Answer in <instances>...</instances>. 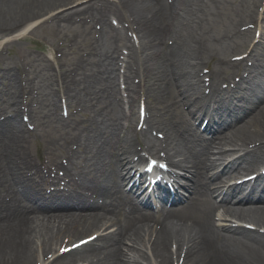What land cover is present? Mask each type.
<instances>
[{"label":"bare ground","instance_id":"obj_1","mask_svg":"<svg viewBox=\"0 0 264 264\" xmlns=\"http://www.w3.org/2000/svg\"><path fill=\"white\" fill-rule=\"evenodd\" d=\"M69 1L70 0H0V28H6L7 31H9V29L15 25L28 22L54 10L64 8L77 0ZM116 1L118 3L123 2V5L132 11L133 16L137 20L138 29L143 28L142 39H149L153 45V49L158 54V59L154 60L148 56L150 52L144 50L143 55L146 57V61L144 60L145 62L142 64V68L145 80L150 87V93L154 95L160 106L169 110L168 115L170 118L172 116L173 118L183 117L181 111L178 109L174 88L183 89L184 96L186 97H188L189 94L197 93L201 89V85L199 83L200 79L196 76V69L200 67L202 63H206V65L208 64L209 66L212 62L215 63L217 60H224L227 58V55L231 51L232 43L237 44V47L246 46L248 44L246 40L248 35L243 33L241 36L236 32L235 26L239 25L245 19L256 20V16L253 13L250 14L251 9L246 5V0H240L241 3L244 4L243 9L238 8L237 0L231 3V7H227L229 5V0H176V22L173 28L175 29V35L177 37L175 41H179V46L174 45L167 51L164 49L166 46L160 41V37L163 34L161 29L164 22L168 19L167 13L164 12L160 16L154 15L152 13L153 4L150 0ZM215 6L218 7V10H215ZM193 14H195V16H193ZM180 19L186 20L188 25H193V27L190 29L188 26L182 27V25L179 24ZM222 31L230 34L232 40L227 42L219 39L218 44H213L212 39H218L219 34L223 33ZM84 34L85 36L89 35L87 31H85ZM7 35H9V32H7V34H2L1 37ZM105 39L109 43L108 38L105 37ZM99 50L103 54L107 53L109 50L108 44L106 42L104 45L100 44ZM254 53L257 55L262 68H258L253 72L252 81L254 87L249 89L247 94V97L251 100V105L241 113L242 118H235L232 122L226 123L222 130L217 129L220 135H227L225 139L229 143L244 145L251 140V143L264 140V107L261 106V102L264 100V51H262L258 45L254 47ZM192 62H196L197 67H192ZM223 66L228 67L229 65L225 62ZM12 71L13 67L7 73V77L11 84L10 87H14L15 85ZM218 71L219 69L217 67H212L209 76L216 78L218 76ZM189 80H192L195 85L188 87L187 83ZM104 86L111 87V81L108 80ZM96 89L97 88L94 87V90L91 91V95ZM42 97L46 96L43 94ZM108 99V96L104 97V100ZM47 109L49 110L50 118H52L53 107L49 109L48 106ZM169 123L170 121L166 122V128H168V132L174 142L171 157L175 160L174 163L176 168L181 171V173L187 174L190 172V167L188 165L189 161H187L189 156H184L183 152L191 150V147L181 144L180 139L174 136L172 129L169 127ZM13 124L14 122H11L8 126ZM184 124L186 125L185 122ZM6 133H8L7 135L9 136L12 131H6ZM58 133L59 131L56 130V134ZM58 135L60 136L61 133ZM112 138L113 137H108L103 142L104 153H109L110 155L104 157V161H107L104 166L109 168V170H112L114 163L111 153L113 150L117 149L114 138ZM208 144L209 143L201 144L199 149L192 148L191 154H195L196 157L198 155H204L205 151L206 154L208 151ZM251 152L254 154L245 160H237L236 163L228 166L222 172L233 171V173L236 174L264 163V147L259 146L254 148ZM117 159L120 164L124 163V158L122 156ZM90 160L97 165L99 162L98 153H96L94 158L91 157ZM100 171L103 172V169ZM102 175L106 176L105 179H109L111 176H115V173L107 172ZM216 177L217 175H215V178ZM194 180L195 183L193 184L192 181ZM114 181L118 183V179ZM2 182H5L3 169L0 171V183ZM197 183V178H193V180L188 181L187 185L190 186L189 189L192 190ZM246 198L247 197L244 199ZM248 198L250 200L251 196ZM259 199L264 200V191ZM1 200L2 190L0 189V213L2 212V217L0 216V264H27L38 258L36 246H42L46 251L53 247L51 245L54 242H57L56 238H60L59 234H57L58 231H60L58 226H52L46 222H42L44 218L40 216L39 212H34L36 215L21 212L24 209L14 206V201H11L9 207L6 208V204ZM198 202H207V198L202 197ZM255 208L256 209L251 212H249V210L247 211L246 218L264 225V211L258 207ZM187 211V213L171 211L164 220L160 218H149L151 221L154 220L155 223H164L163 228L159 229L157 232H155L154 226L147 225V223L140 222V220L139 226L133 230L117 227L113 229L112 232L119 235L127 251H130L128 245L135 244V242H139L140 239L144 240L146 237L150 238L151 235H155V240L152 244L154 256L161 264H169L170 254L168 251V243L173 225L171 221H174L176 218L180 219L185 216H190L196 223L201 224L202 227L204 224L207 225L208 223L206 217L209 213L208 210ZM81 218V221L75 223L77 225L74 227L70 226L73 228V231L70 230L72 236L85 230V225L83 223L87 221V218ZM146 222H149V220ZM44 224H48L50 231L47 233L43 232L42 227ZM63 225L59 227L61 228ZM67 229L69 230V227L64 226L61 231L65 232ZM201 233L202 232L194 233L190 246V250H193V254L188 256L184 264H264V241L259 239V237L250 238L246 236L247 240L251 241V244L249 248L242 249L240 243L232 248L228 244L217 241L212 237H209L210 240L207 243L206 237L208 234L205 232L202 235ZM178 235L179 233L177 236ZM201 239H204V241H200ZM202 247L210 250L213 255V260L204 261ZM88 252H91V250L86 249L85 253ZM107 252L110 255L109 260L111 262L115 263L126 260V257L121 253V247H119L117 243H111ZM132 252V256L127 258V262L131 264L137 262L134 253L136 249ZM140 258L142 259V257Z\"/></svg>","mask_w":264,"mask_h":264},{"label":"rangeland","instance_id":"obj_2","mask_svg":"<svg viewBox=\"0 0 264 264\" xmlns=\"http://www.w3.org/2000/svg\"><path fill=\"white\" fill-rule=\"evenodd\" d=\"M54 29V27L45 25L38 31L29 34L24 39L18 40V42H14L12 44L9 43V53L7 57L16 61V58H18L19 55H25L26 53H29L32 55L31 58H38L42 56V52L41 50L38 51L39 49H37V47H41L42 49L50 51L54 50V45L58 39L57 36H55ZM32 262L33 260L30 261V264H32Z\"/></svg>","mask_w":264,"mask_h":264}]
</instances>
